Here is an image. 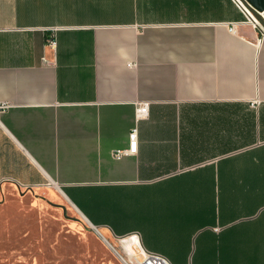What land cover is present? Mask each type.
Returning a JSON list of instances; mask_svg holds the SVG:
<instances>
[{"label":"crops","instance_id":"obj_1","mask_svg":"<svg viewBox=\"0 0 264 264\" xmlns=\"http://www.w3.org/2000/svg\"><path fill=\"white\" fill-rule=\"evenodd\" d=\"M251 22L231 0H0V189L55 187L169 264H264Z\"/></svg>","mask_w":264,"mask_h":264},{"label":"rangeland","instance_id":"obj_2","mask_svg":"<svg viewBox=\"0 0 264 264\" xmlns=\"http://www.w3.org/2000/svg\"><path fill=\"white\" fill-rule=\"evenodd\" d=\"M124 253L55 187L0 189V264H123Z\"/></svg>","mask_w":264,"mask_h":264},{"label":"built area","instance_id":"obj_3","mask_svg":"<svg viewBox=\"0 0 264 264\" xmlns=\"http://www.w3.org/2000/svg\"><path fill=\"white\" fill-rule=\"evenodd\" d=\"M234 6L240 10L242 14L246 16V14H250L247 7H244L240 0H231ZM260 14V13H259ZM253 25L260 30V38L264 39V26H262L254 17ZM229 30V28H228ZM47 44L54 46V41L52 39L47 40ZM132 64L127 63V66H131ZM9 103L0 102V111L7 109ZM147 106L144 102H138L135 105L134 117L144 116L146 114ZM128 144L126 149H112L109 152V155L115 160L120 159L125 154L134 153L136 148V139H135V129L132 128L127 134ZM125 252V256L121 258L123 264H169V262L159 253H154L151 251L144 250L139 246H127L123 249Z\"/></svg>","mask_w":264,"mask_h":264},{"label":"water","instance_id":"obj_4","mask_svg":"<svg viewBox=\"0 0 264 264\" xmlns=\"http://www.w3.org/2000/svg\"><path fill=\"white\" fill-rule=\"evenodd\" d=\"M244 7H247L250 14H246V17L253 21L254 17L262 26H264V21H262L260 14L264 17V0H240ZM260 13V14H259Z\"/></svg>","mask_w":264,"mask_h":264},{"label":"bare ground","instance_id":"obj_5","mask_svg":"<svg viewBox=\"0 0 264 264\" xmlns=\"http://www.w3.org/2000/svg\"><path fill=\"white\" fill-rule=\"evenodd\" d=\"M142 248V247H141Z\"/></svg>","mask_w":264,"mask_h":264}]
</instances>
